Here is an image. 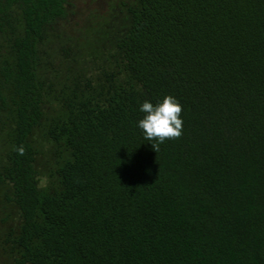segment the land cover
<instances>
[{
    "label": "trees",
    "instance_id": "1",
    "mask_svg": "<svg viewBox=\"0 0 264 264\" xmlns=\"http://www.w3.org/2000/svg\"><path fill=\"white\" fill-rule=\"evenodd\" d=\"M66 15V0H0L11 264H264V0H135L127 77L104 82L46 75V29ZM164 94L182 129L154 151L138 105ZM44 120L61 155L41 184L30 137Z\"/></svg>",
    "mask_w": 264,
    "mask_h": 264
},
{
    "label": "rangeland",
    "instance_id": "2",
    "mask_svg": "<svg viewBox=\"0 0 264 264\" xmlns=\"http://www.w3.org/2000/svg\"><path fill=\"white\" fill-rule=\"evenodd\" d=\"M134 4L135 0H66V17L46 29L42 64L50 80L72 79L78 74L103 82L109 74L118 80L126 78L118 42L127 32L129 8ZM0 55H7V44L1 36ZM60 87L59 83L53 85L44 106L45 115L52 113L53 98ZM6 131L7 126L0 123V144ZM30 140L43 184L54 174L61 152L47 136L45 120L33 130ZM9 193L6 186L0 185V264H11L4 250V237L20 221L17 207L6 200Z\"/></svg>",
    "mask_w": 264,
    "mask_h": 264
},
{
    "label": "clouds",
    "instance_id": "3",
    "mask_svg": "<svg viewBox=\"0 0 264 264\" xmlns=\"http://www.w3.org/2000/svg\"><path fill=\"white\" fill-rule=\"evenodd\" d=\"M138 110L142 115L136 120V126L141 129L145 141H156L150 143L154 151L166 138L181 134V106L174 96L164 94L155 103L143 100L139 103Z\"/></svg>",
    "mask_w": 264,
    "mask_h": 264
}]
</instances>
